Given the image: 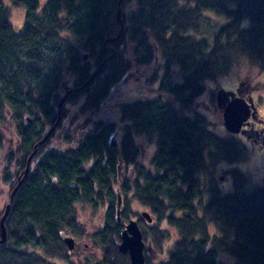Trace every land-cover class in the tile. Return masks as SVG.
Returning a JSON list of instances; mask_svg holds the SVG:
<instances>
[{
    "label": "trees",
    "instance_id": "obj_1",
    "mask_svg": "<svg viewBox=\"0 0 264 264\" xmlns=\"http://www.w3.org/2000/svg\"><path fill=\"white\" fill-rule=\"evenodd\" d=\"M119 1L11 0L25 12L15 27L0 0V178L10 190L23 178L5 220L0 264L66 256L63 232L87 201L107 207L103 260L95 264H130L118 247L130 196L156 221L144 227V239L166 255L157 262L146 256V264H264V184L250 188L234 169L233 189L222 191L218 164L245 160L246 147L193 113L205 80L228 73L239 58L264 71V0H122L121 19ZM130 46L144 67L158 61L145 79L157 84L154 95L120 102L118 121L100 120L88 136L65 137L64 147L49 148L52 134L41 143L68 81L79 87L97 72L64 104L85 94L83 113L100 111L135 69ZM139 138L154 146L150 167L140 161ZM220 253L235 262L220 261Z\"/></svg>",
    "mask_w": 264,
    "mask_h": 264
},
{
    "label": "rangeland",
    "instance_id": "obj_2",
    "mask_svg": "<svg viewBox=\"0 0 264 264\" xmlns=\"http://www.w3.org/2000/svg\"><path fill=\"white\" fill-rule=\"evenodd\" d=\"M4 5L7 6L10 9V14H11V22L15 27H18L22 25L25 22V12L24 9L21 7L14 6L11 2V0H2ZM43 1V0H42ZM121 6V5H120ZM213 29V28H212ZM132 49V50H131ZM130 54L129 57L131 58L132 61L135 62V66L127 77L122 79V81L115 87V89L111 92L110 96L108 99L104 102L102 108L98 112H89L88 113V119H90V123L88 125V130H93V125H96V122L102 120L104 122H110V121H118V118L120 116L119 114V105L120 102H129L137 99H148L151 98L154 93L151 92L150 90L157 88V84L153 83L151 84V81L145 85V79L148 77L153 71L154 68L158 67V61L157 63H154L149 66H143L141 64V57L139 54L134 53V49L132 46L129 47ZM88 51L85 50L84 48L82 49L81 53L82 55L87 53ZM89 58V57H88ZM83 59V61L88 60ZM90 59V58H89ZM159 60V59H157ZM156 64V65H155ZM232 67L230 71L222 76L217 77L216 79H207L205 80L204 84L206 86V89L202 93L200 97H198V100L195 101L194 107H193V113L195 111H198L202 113L203 115L206 116L210 123V128L214 130L218 135L222 137H234L239 139L243 145L246 147V152H247V157L243 161H234L232 163H228L225 161H222L221 163L218 164L217 171L215 172V177L217 181L220 184V187L222 191H230L233 189V171L234 169L236 170H241L244 172L249 181V186L250 188H255L259 186L260 184H264V162L262 160V157L260 156V153L258 151H253V149L250 147V144L243 139L242 136L236 135L238 133H233L229 132L223 125V114L221 109L217 105L216 101V94L218 90L220 89H232L234 90L236 87H242L243 86H248L249 90L252 88V95L254 98V102L258 103L257 107L259 110L263 113L264 111V71H260L259 68L251 65L248 61H246L243 58H239L238 60L234 61L232 63ZM160 73V72H159ZM71 80H74L75 74H70ZM150 80V77L148 78V81ZM242 82V83H241ZM68 85L71 87H74L73 81H68ZM76 93H73V96ZM63 95V92L61 93ZM250 96V93H249ZM75 97H78L75 96ZM85 97V96H84ZM82 100V102H80ZM84 98H78V100H70V101H75V104L79 105L80 103H83ZM248 103L249 100L245 99ZM70 101L67 104H64V107H62L60 114H62L63 109H65L66 113L64 112L61 115L62 122L66 121L68 122L67 125H69L70 121H67L70 119L71 116L66 118L67 114L70 112V115H72V108L74 104L70 103ZM250 104V103H249ZM72 107V108H71ZM65 114V115H64ZM75 114V113H74ZM77 115V114H76ZM193 115V114H192ZM59 117V116H58ZM86 117H82L81 122H83ZM56 124V123H55ZM54 124V125H55ZM50 128V127H48ZM59 130V129H58ZM12 130L9 131L8 135L9 140H11L14 143V149H15V143H16V138L15 136L12 135ZM14 132V131H13ZM45 137V136H44ZM117 139L119 137L117 136ZM15 141V142H14ZM139 145L141 147V158L140 161L141 163H145L146 165L148 164V167L151 166V163L149 165L150 159L152 158V153L154 150V146L149 145V139L148 138H139L138 139ZM61 139L57 137H52L49 148L50 149H59L61 146ZM31 165V164H30ZM263 165V166H262ZM135 173V172H134ZM221 179L219 180V178ZM19 182V181H18ZM18 184V183H17ZM16 184V186H17ZM15 186V187H16ZM14 187V188H15ZM14 190V189H13ZM10 190V186L6 185L3 181L2 178H0V220L2 215L4 214V209L6 208V204L10 202V195L12 194V191ZM11 191V192H10ZM122 198V197H121ZM130 212L128 213V219L133 217L136 212H143L147 211L148 214L150 215L149 209L142 205L138 200L134 199L133 197L131 198L130 196ZM122 206V205H121ZM87 208V209H86ZM106 206H99V207H94L91 203H88V206H83V205H77L76 209H78L77 217L80 221H87L88 223H99L103 218V213L105 215V210ZM152 218L153 224H156L155 219L150 215ZM137 222V221H136ZM139 228L141 232H143L144 227L146 224H141L139 223ZM145 230V229H144ZM144 239V236H143ZM169 243L168 245L172 244V239L169 238ZM145 240V239H144ZM149 241L151 246H150V251L154 250V257L149 254V251H146L144 253V256L150 257V260L152 261H159L160 259H165L166 255L164 253H160L154 245L152 246V242L150 240H146V242ZM89 242V240H88ZM121 242V241H120ZM119 242V244H120ZM148 244V243H146ZM119 247V245H118ZM123 254V253H122ZM129 257V254H124ZM157 255V257H155ZM88 256H89V262L90 264H95L101 260H103V252L101 250V253L94 252L90 249V246L88 245ZM111 259V256H109ZM219 259L222 262L225 263H234L235 258L228 254V253H220L219 254ZM146 262V260H145ZM131 264V260H130Z\"/></svg>",
    "mask_w": 264,
    "mask_h": 264
},
{
    "label": "flooded vegetation",
    "instance_id": "obj_3",
    "mask_svg": "<svg viewBox=\"0 0 264 264\" xmlns=\"http://www.w3.org/2000/svg\"><path fill=\"white\" fill-rule=\"evenodd\" d=\"M86 42H88V39ZM82 86L71 87L68 90L64 89L62 91L63 92L62 97L66 95L68 91L70 92L67 94V96L71 94L74 90L75 91L82 90L83 89V88L81 89ZM226 90L234 93L235 94L234 96L236 97H241V98L248 99V100L250 99V102H249L250 103V117L245 122V125L241 128L243 130V133L241 131L240 133L236 135L242 136L243 139H245V141H247V143L250 144V147L253 149L254 152L258 151L264 162V111L262 113L257 107L258 103L254 102L253 95L251 94L252 88H250L249 90L248 86L246 85L243 86L242 84V87H239V84H238V87H236L234 90L232 89L230 90L226 89ZM249 93H250V96H249ZM77 95L79 96L80 99L84 98L85 96V94H82V95L76 94V96ZM80 102H82V100H80ZM81 106H82L81 103L79 105L74 104L73 108L71 107L72 115H70V112H69L66 116L67 119L69 116H71L70 119L67 120V121H70L69 125H67L68 122L66 121L62 122V119L60 118V121L58 122L57 126L51 133L53 137L57 135V137L61 139L62 147L67 145V143H65L64 141L65 137L71 136L74 140H76L80 136H83V137L86 135L88 136V111L83 113V109ZM82 117H86L85 119H82L84 120L83 122H81V119H80ZM48 129H51V128H48ZM128 175L130 176V178H133L135 173L134 171H131ZM80 205H83L86 207L88 206V201ZM77 211L78 209L76 210V213H75L74 227L68 228L67 230L63 232V240L68 250L67 254L64 257L54 258L52 260L54 264H90L89 256H88V245L90 246V249L92 251L96 253L98 252L101 253L102 238L100 237L101 236L103 237L108 230L107 224H106L107 208L105 210V215L103 213L104 218L99 223H90V224L88 223V220L80 221L77 217V213H78ZM135 212L136 214L133 217L129 218L128 221L126 220L122 222V227L120 228L121 234H122V231L125 230L126 225L131 220L137 221L138 225L140 222L142 225L143 224L153 225V222H149L148 219L143 215L144 212H147V211H143V212L135 211ZM67 237L73 239L72 241L73 247L71 249L66 243L65 239ZM144 242L148 243L149 241L146 242V240H144ZM146 251H149V254L152 255L153 257H154V253H156L154 252V250L150 251L147 248V245L144 248V253ZM155 257H157V255H155Z\"/></svg>",
    "mask_w": 264,
    "mask_h": 264
},
{
    "label": "water",
    "instance_id": "obj_4",
    "mask_svg": "<svg viewBox=\"0 0 264 264\" xmlns=\"http://www.w3.org/2000/svg\"><path fill=\"white\" fill-rule=\"evenodd\" d=\"M122 0L119 1V9H118V18L121 19V5ZM88 54L85 53L83 55V59H87ZM97 72L90 78L88 82H86L82 87L84 88L88 83L94 78ZM70 91L64 95L58 105V111H59V117L55 125L52 126V128L47 132L45 137L41 140V143L46 141L48 137L51 135L55 127L57 126L58 122L60 121L61 114L60 111L62 109L63 103L66 100V96ZM235 94L227 91L225 89H220L218 90L216 94V101L218 107L221 109L222 114H223V125L224 127L229 131L233 133H238L243 130L241 129L244 125L245 122L248 120L250 117V104L241 97H236L234 96ZM250 102V99H249ZM112 145H115L113 142ZM35 154V151L29 156L27 160V166L25 169L24 173V178L28 174L29 169H30V164L32 161V158ZM23 181V178L19 180L17 186L14 188L12 191V194L10 195V202L6 205L4 214L1 217L0 220V243H5L7 240V230L5 227V220L9 214L10 208H11V202L13 200L14 194L19 188ZM122 205V198L121 195H118V202H117V216L118 219H120V209ZM149 222H152V218L148 214V212H144L143 214ZM66 243L70 247V249L73 247V239L67 237ZM147 245V248L150 250V242L146 244L143 239V234L138 226V223L134 220L129 221V223L126 225V228L124 231H122L121 234V242L119 244V250L123 254H129L131 264H146L145 262V256H144V248Z\"/></svg>",
    "mask_w": 264,
    "mask_h": 264
}]
</instances>
